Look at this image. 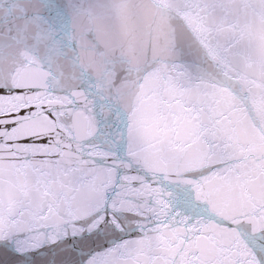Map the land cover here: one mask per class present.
Returning a JSON list of instances; mask_svg holds the SVG:
<instances>
[{"label":"snow or ice","instance_id":"obj_1","mask_svg":"<svg viewBox=\"0 0 264 264\" xmlns=\"http://www.w3.org/2000/svg\"><path fill=\"white\" fill-rule=\"evenodd\" d=\"M0 264H264V0H0Z\"/></svg>","mask_w":264,"mask_h":264}]
</instances>
